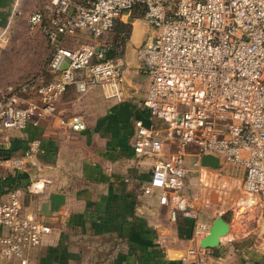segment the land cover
Instances as JSON below:
<instances>
[{
    "label": "built area",
    "instance_id": "2783aa9c",
    "mask_svg": "<svg viewBox=\"0 0 264 264\" xmlns=\"http://www.w3.org/2000/svg\"><path fill=\"white\" fill-rule=\"evenodd\" d=\"M136 8L138 18L131 16ZM130 18L146 26L134 47V71L146 77L140 104L148 118L132 120L131 141L134 155L152 158L142 192L156 191L171 219L179 214L195 220L198 206L223 198L225 190L211 175L224 167L240 174L243 194L264 203V0H47L26 18L28 32H39L50 46L44 73L0 91V132L21 131L51 116L69 85L77 93L97 86L104 98L122 100L124 46L107 56L108 42L76 47L65 42L80 31L99 39L115 20ZM58 122L73 131L85 128L77 114ZM37 146L30 141L5 163L17 171L35 167ZM203 153L218 156L219 167L202 166ZM48 182L38 177L25 188L37 193ZM20 193L8 189L0 200L3 264H30L29 251L50 231L22 211ZM208 226L195 223L194 239ZM177 264L227 261L213 248L196 245L185 249Z\"/></svg>",
    "mask_w": 264,
    "mask_h": 264
},
{
    "label": "crops",
    "instance_id": "0c3cea01",
    "mask_svg": "<svg viewBox=\"0 0 264 264\" xmlns=\"http://www.w3.org/2000/svg\"><path fill=\"white\" fill-rule=\"evenodd\" d=\"M13 2L0 0V21L11 16ZM130 31L124 44L125 61V56L130 61L122 100L104 98L97 86L77 93L69 85L51 116L9 132L10 139L0 145L1 153L17 155L30 141H38L36 166L11 169L7 187L0 191L1 200L8 189L20 188L22 211L50 227L29 251L30 264H177L185 249L198 245L194 224L209 225L217 215L229 231L214 254L224 256L227 264H264V209L252 196L242 194L233 205L198 206L193 220L179 214L171 219L156 191L142 192L152 158L134 155L131 141L132 120L145 123L148 118L140 104L146 79L134 71V47L146 35V26ZM137 76L144 81L141 93L131 85ZM73 114L83 118V130L59 124V118ZM223 168L212 172L218 176L211 175V182L226 186ZM38 177L49 182L42 191L28 192L26 185Z\"/></svg>",
    "mask_w": 264,
    "mask_h": 264
},
{
    "label": "rangeland",
    "instance_id": "374dc122",
    "mask_svg": "<svg viewBox=\"0 0 264 264\" xmlns=\"http://www.w3.org/2000/svg\"><path fill=\"white\" fill-rule=\"evenodd\" d=\"M13 1L11 16H9L4 22L0 21V91L9 85L17 86L24 81L39 75L43 63L49 56V49L44 37L39 32H28L26 22L27 15L34 8L47 0ZM131 16L136 18L135 13H131ZM128 20L129 21L125 23L128 30L126 41L130 39L132 34L130 29L134 26L141 25L142 23L140 19L131 21L132 19L130 18ZM112 36V33H105L99 39H92L87 36L84 31H80L74 36L67 37L65 45L76 47L80 44L104 42L110 40ZM125 57L126 61L129 62L130 59H128L127 56ZM142 78L145 79L146 77L142 76ZM142 80L140 76H137L133 79L134 82L131 83L133 87L135 86V91L137 90L140 93L142 92L144 84V81ZM138 92H135L134 94ZM9 132L11 131L0 132V145L10 139ZM10 156H12V154L0 156L3 158L0 164V191L7 187L6 176L11 168L5 163V160ZM223 170L224 171H221V174L223 175L221 176V180H225L227 183L226 186L221 185V188L225 190V192L221 193L223 198L217 201H215L216 198H212L211 204L219 203L225 206L230 203L233 205L234 201L236 202L238 200L237 197L243 194L240 190V174L231 169L223 168ZM214 175L218 176L213 174V177ZM208 181L210 182V180ZM212 182L215 183L214 181ZM252 197L254 198L255 203L260 204V206L262 205L261 207L264 209V204L261 199L257 196Z\"/></svg>",
    "mask_w": 264,
    "mask_h": 264
},
{
    "label": "water",
    "instance_id": "95a60500",
    "mask_svg": "<svg viewBox=\"0 0 264 264\" xmlns=\"http://www.w3.org/2000/svg\"><path fill=\"white\" fill-rule=\"evenodd\" d=\"M221 160L218 156L211 153H203L200 158V164L202 166H208L212 168H218ZM229 231V225L221 215H217L210 222L207 232L198 239V246L201 248H215L219 245L220 237L227 234ZM181 254L178 256L177 260Z\"/></svg>",
    "mask_w": 264,
    "mask_h": 264
},
{
    "label": "trees",
    "instance_id": "16d2710c",
    "mask_svg": "<svg viewBox=\"0 0 264 264\" xmlns=\"http://www.w3.org/2000/svg\"><path fill=\"white\" fill-rule=\"evenodd\" d=\"M132 13H135L136 17H140V15H141V12H140V10L138 8H136ZM127 32H128V30L126 28L125 23H123V22H121L119 20H115L113 22L112 27H111V29L108 32V33H112L113 36H112V38L110 40L105 41V42H108L112 46V49L107 53V56L113 55L115 48L124 46V42L127 39V34H128ZM45 41L47 43V46H48V49H49V54H50V46H49V44H48L46 39H45ZM46 60H45V62H46ZM45 62L43 63V66H44ZM43 66L41 68L40 74L44 73ZM47 80H49V76H47L45 74L44 78H43V81H47ZM7 155H9V153H1V151H0V156H7Z\"/></svg>",
    "mask_w": 264,
    "mask_h": 264
},
{
    "label": "bare ground",
    "instance_id": "6f19581e",
    "mask_svg": "<svg viewBox=\"0 0 264 264\" xmlns=\"http://www.w3.org/2000/svg\"><path fill=\"white\" fill-rule=\"evenodd\" d=\"M245 195H247V196H251L250 194H245ZM245 203H247V204H248V202H245ZM225 235H226V234H225ZM225 235H224V236H225ZM224 236H222V237H224ZM220 238H221V237H220Z\"/></svg>",
    "mask_w": 264,
    "mask_h": 264
}]
</instances>
